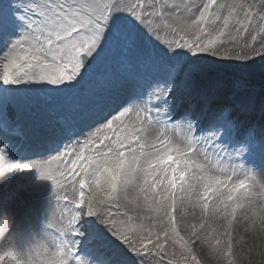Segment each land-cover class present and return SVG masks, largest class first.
Listing matches in <instances>:
<instances>
[{
  "label": "snow or ice",
  "instance_id": "6c2138e0",
  "mask_svg": "<svg viewBox=\"0 0 264 264\" xmlns=\"http://www.w3.org/2000/svg\"><path fill=\"white\" fill-rule=\"evenodd\" d=\"M208 57L264 60V0H0V178L35 170L62 205L23 248L0 216V264H113L85 217L150 264H264V130L196 88ZM10 105L48 156L9 158Z\"/></svg>",
  "mask_w": 264,
  "mask_h": 264
},
{
  "label": "rangeland",
  "instance_id": "374dc122",
  "mask_svg": "<svg viewBox=\"0 0 264 264\" xmlns=\"http://www.w3.org/2000/svg\"><path fill=\"white\" fill-rule=\"evenodd\" d=\"M201 2L202 0H185V3L189 5ZM259 39L260 36H257V40ZM105 70L103 66L100 68L101 72ZM107 70H111V63ZM144 72L148 78L155 74L152 68H146ZM209 84H214V90L225 95L243 92L244 88H256L257 92H263L264 60L259 57L247 62L204 58L200 61V70L195 76V86L202 91L208 88ZM260 93L258 96H261ZM16 110L23 119H31L29 121L37 123L36 121L40 118L34 112H21L17 108ZM150 131L155 134L156 129ZM172 134L179 137L182 131ZM255 166L264 170V165L259 159L255 162ZM57 191L59 189H54L50 181L40 180L35 170L14 172L0 178V216L7 214L11 217L13 221L11 240L17 247L29 246L43 236L39 221L46 223L49 215H52L54 220L59 216L62 205H58L55 198ZM69 194L71 195L70 190ZM91 220L94 230L98 231L97 233L105 242L103 246L107 251L112 252L114 264H150L148 258L136 257L128 252L127 248L112 237L103 225L95 222L94 218ZM262 243L264 241L260 239L255 240L256 251L253 259L257 262L260 260ZM248 244L252 245L253 241L249 240Z\"/></svg>",
  "mask_w": 264,
  "mask_h": 264
},
{
  "label": "bare ground",
  "instance_id": "6f19581e",
  "mask_svg": "<svg viewBox=\"0 0 264 264\" xmlns=\"http://www.w3.org/2000/svg\"><path fill=\"white\" fill-rule=\"evenodd\" d=\"M254 89H256V88H254ZM218 93V92H217ZM218 94H221V92L220 93H218ZM217 96V95H216ZM220 97H221V95H219ZM261 104H264V98H262V101L260 102ZM261 111V109L259 110V112ZM250 118V116L247 118V119H249ZM23 123H27L26 121H24V120H22V119H20ZM249 127V126H248ZM247 127V128H248Z\"/></svg>",
  "mask_w": 264,
  "mask_h": 264
}]
</instances>
